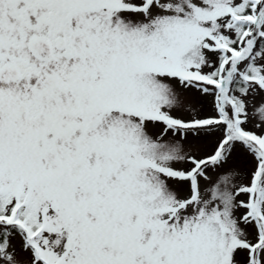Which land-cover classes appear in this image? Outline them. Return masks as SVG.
I'll use <instances>...</instances> for the list:
<instances>
[{"label":"snow or ice","instance_id":"6c2138e0","mask_svg":"<svg viewBox=\"0 0 264 264\" xmlns=\"http://www.w3.org/2000/svg\"><path fill=\"white\" fill-rule=\"evenodd\" d=\"M0 264H264V0H0Z\"/></svg>","mask_w":264,"mask_h":264}]
</instances>
